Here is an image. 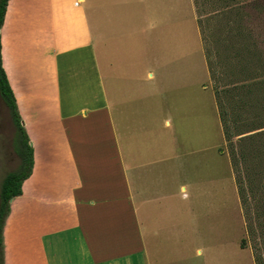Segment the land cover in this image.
<instances>
[{"label":"crops","instance_id":"crops-1","mask_svg":"<svg viewBox=\"0 0 264 264\" xmlns=\"http://www.w3.org/2000/svg\"><path fill=\"white\" fill-rule=\"evenodd\" d=\"M47 1L49 51L37 82L17 69L10 78L0 28L2 66L33 149L3 226V263L201 264L200 149L186 148L195 131L185 132L180 101L169 98L177 83L168 75L179 74L163 67L169 36L116 38L136 23L131 13L106 20L101 4L89 14L85 0ZM6 17L7 7L2 26Z\"/></svg>","mask_w":264,"mask_h":264},{"label":"rangeland","instance_id":"rangeland-1","mask_svg":"<svg viewBox=\"0 0 264 264\" xmlns=\"http://www.w3.org/2000/svg\"><path fill=\"white\" fill-rule=\"evenodd\" d=\"M112 2L115 9L110 7ZM84 4L90 7L89 14L93 13V4L95 13L96 4L104 5L106 20H115L123 12L137 18L130 30L116 27V38L127 31L138 38L169 36V41L164 42L167 47L163 67L179 69V74L168 75L170 84L177 83L175 91L169 86V98L180 101L178 108L183 112L185 132L195 131L191 142L186 136V148L200 149V168L193 175L197 184L194 190L199 189L194 199V223L202 233L201 264H205V259L206 264H255L229 138L238 150L240 137L264 129L257 128L264 122V84H260L264 80V0H85ZM6 18L1 26L3 58L8 68L15 67L9 68V76L12 79L17 69L28 75L31 82H37L34 77L42 73L37 69L39 59L45 50L47 54L49 51V3L18 0L16 4L11 0ZM152 23L157 25L153 29L149 27ZM110 32L108 26L106 34L110 36ZM142 60L150 66L149 58ZM218 91L231 133L229 138L225 135ZM15 138L16 127L0 95V185L4 175L20 163L14 149ZM256 167L257 172L260 167ZM249 185L252 186L250 182ZM249 211L260 237V230H264L260 220L264 221V216L257 218L254 202ZM244 236L247 244L242 249L240 240Z\"/></svg>","mask_w":264,"mask_h":264},{"label":"trees","instance_id":"trees-1","mask_svg":"<svg viewBox=\"0 0 264 264\" xmlns=\"http://www.w3.org/2000/svg\"><path fill=\"white\" fill-rule=\"evenodd\" d=\"M239 0H227V2ZM8 0H0V28L4 21V15ZM264 84V80L260 82ZM219 98V107L222 120H224L225 135L229 138L231 133L226 123V112L222 106L220 93L217 92ZM0 95L6 103L13 124L16 127V138L14 140V149L17 153L20 163L17 169L7 172L0 185V264L3 263V226L5 219L10 211V200L21 194L22 182L30 175L33 165V149L29 144V138L22 124L19 115L16 100L9 84L6 72L2 66L1 58V35H0ZM223 122V123H224ZM226 126V127H225ZM264 127L261 121L257 128ZM226 128V129H225ZM256 129V128H254ZM249 130V129H248ZM230 153L232 165L234 168L236 185L240 196L243 215L246 219V228L253 242V254L255 264H264V230H260V237H257L258 230L255 229L254 218L249 211L250 204L256 207V216L260 220L264 216V129L246 134L239 138V148L236 150L233 141L230 140ZM256 163H258L256 165ZM252 164V166H250ZM259 170L256 172L257 167ZM256 181V183H255ZM249 182L252 184L249 185ZM261 208L262 211L257 209ZM264 228V221L260 220ZM247 244V238L244 236L240 240V247L243 249Z\"/></svg>","mask_w":264,"mask_h":264}]
</instances>
